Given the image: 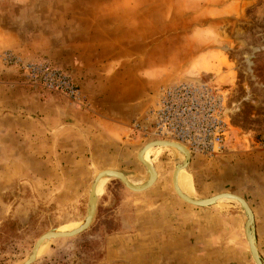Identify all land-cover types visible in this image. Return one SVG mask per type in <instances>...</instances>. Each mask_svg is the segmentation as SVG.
<instances>
[{
	"label": "rangeland",
	"instance_id": "rangeland-1",
	"mask_svg": "<svg viewBox=\"0 0 264 264\" xmlns=\"http://www.w3.org/2000/svg\"><path fill=\"white\" fill-rule=\"evenodd\" d=\"M51 72L75 94L48 87L44 75ZM179 83L206 84L224 96V153L242 149L263 159L254 142L264 134V0H0V264H24L44 233L80 227L91 184L104 170L142 187L155 168L151 192L184 202L179 174L185 168V184L193 178L180 169L186 156L166 143L185 145L149 141L134 126L145 128L160 89ZM142 158L152 163L149 173ZM240 187L218 193L250 200L253 187ZM143 192L111 176L89 228L44 242L32 264L127 262L148 235ZM252 205L264 264V211ZM210 210L228 223H247L238 203ZM243 236L249 252L244 226Z\"/></svg>",
	"mask_w": 264,
	"mask_h": 264
},
{
	"label": "crops",
	"instance_id": "crops-1",
	"mask_svg": "<svg viewBox=\"0 0 264 264\" xmlns=\"http://www.w3.org/2000/svg\"><path fill=\"white\" fill-rule=\"evenodd\" d=\"M224 154L216 157L190 155L187 167L194 184L188 181L186 184L193 195L200 199L223 190H232L234 186L241 185L243 189L252 186L248 193L251 201L243 199L249 205L256 223L252 204L257 206L258 212L264 211V158L254 153L246 154L242 149L238 152L228 149ZM154 173L157 176L155 168ZM153 187L137 193L148 197L144 211H147L150 223L145 226L148 233L146 240H138L137 253L133 254V258L127 257V262L130 259L133 261L129 264H249L251 255L244 246V220L238 226L219 217L221 221L215 216L216 213L211 212L212 206L193 208L184 202L181 204L171 198L165 199L159 193L151 192ZM255 198L257 202L253 200ZM239 228L241 232H238Z\"/></svg>",
	"mask_w": 264,
	"mask_h": 264
},
{
	"label": "built area",
	"instance_id": "built-area-1",
	"mask_svg": "<svg viewBox=\"0 0 264 264\" xmlns=\"http://www.w3.org/2000/svg\"><path fill=\"white\" fill-rule=\"evenodd\" d=\"M45 71H48L45 69ZM48 87L63 88L73 96L75 90L57 72L44 75ZM224 96L206 84L179 83L158 92L154 104L144 119L143 129L149 141L172 140L184 144L190 155H217L227 151L229 116L224 108ZM264 153V134L254 142Z\"/></svg>",
	"mask_w": 264,
	"mask_h": 264
},
{
	"label": "bare ground",
	"instance_id": "bare-ground-1",
	"mask_svg": "<svg viewBox=\"0 0 264 264\" xmlns=\"http://www.w3.org/2000/svg\"><path fill=\"white\" fill-rule=\"evenodd\" d=\"M164 141H169V140H164ZM154 144H155V146L156 147H161V148H166V147H171L172 149H176V150H179L180 152H182L186 157L184 158L183 157V161H182V165H181V167H180V169H182V167H184V166H188V164H187V162H188V159H189V157H190V153H188V149L186 150L183 146H181L180 144H178V143H174V142H170V143H166V144H164V143H161V142H153ZM154 144H150V145H148L147 147H145L144 148V150H143V156H144V158H145V160H147V161H149L148 160V152L152 149V147H153V145ZM139 153H138V159H139ZM140 160V159H139ZM144 159L142 158V161H143ZM143 161V163H144V165L147 167V169H148V173H149V169L152 171V163H147L146 161ZM141 162V161H140ZM177 170V167L175 168V171ZM104 171H106V170H104ZM175 171H174V178H173V181H174V179H175ZM103 172V171H102ZM118 173H122V172H120V171H118ZM123 174V173H122ZM177 174H178V172H177ZM124 175V174H123ZM152 177H153V172H152ZM185 168H183L182 170H181V172H180V174H179V177H178V181H177V186H176V189H177V196L180 198V199H182V200H184V199H190V200H192L191 198H192V196H193V192H192V190L185 184V181H184V177H185ZM111 176L113 177H116V178H119V176L116 174V171L114 172V171H109V174L108 175H106V176H102V177H100L97 181H96V184L94 185V190H93V193H94V205H93V207H94V211H93V216H92V219H93V217H94V213H95V207H96V204H97V200H96V197L99 195V192H100V190H101V187H102V185L104 184V182L105 181H107L108 179H110L111 178ZM97 177V176H96ZM154 178H155V176L153 177V179L151 180V182L149 183V184H147V185H145V186H142V187H139V185H136V184H134V183H132V181H131V179L130 178H127V177H125V175H124V180L122 181L120 178H119V181L126 187V188H128L130 191H132V192H143V191H145V190H147L148 188H150V186H152V184H153V181H155L154 180ZM148 181V180H147ZM93 183V182H92ZM91 186H92V184H91ZM139 187V188H138ZM90 192H92V188L90 187ZM90 192H89V194H88V198H89V195H90ZM228 193V192H227ZM217 195V194H216ZM235 195V194H234ZM215 196V195H214ZM209 198V197H208ZM223 201H227V203L228 202H234V203H238V204H240V206L242 207V205H241V203H240V200L238 199V198H236V197H232V196H227V195H222V196H219L217 199H216V201L213 203V204H211L210 206H213V205H216V204H219V203H221V202H223ZM184 202L185 203H187L188 205H191V206H194V207H197V206H195L194 204H190L189 202H186V200H184ZM204 207H207V206H204ZM90 209V203H88V209H87V211ZM244 211V210H243ZM246 217H247V223L245 224V227H246V225L248 224V216L246 215ZM85 219H86V216H85ZM85 219H84V222H85ZM92 221V220H91ZM84 222H83V224L80 226V227H78V228H75V227H77V226H72V227H66V228H72V229H63L62 227H59V228H57V229H55V230H50V233L51 234H53V235H57V234H60V235H67V234H70V233H73V232H75V231H77V230H79L80 228H82L83 227V225H84ZM91 223V222H90ZM74 227V228H73ZM245 227H244V232H245ZM245 234V233H244ZM246 237V236H245ZM63 239H66V238H63ZM49 240H56V239H54V238H50V239H46V240H44L43 242H41L40 244H39V246H38V248L36 249V252H35V259L38 257V253H39V250H40V247L42 246V244L44 243V242H46V241H49ZM246 241H247V239H246ZM247 243H248V241H247ZM44 245V244H43ZM255 247H256V249H257V246H256V244H255ZM248 248H249V243H248ZM249 252H250V248H249ZM28 260V259H27ZM27 260H26V262H27ZM253 260V259H252ZM25 262V263H26ZM254 262V261H253ZM24 263V262H23ZM24 263V264H25ZM255 264V263H254Z\"/></svg>",
	"mask_w": 264,
	"mask_h": 264
},
{
	"label": "water",
	"instance_id": "water-1",
	"mask_svg": "<svg viewBox=\"0 0 264 264\" xmlns=\"http://www.w3.org/2000/svg\"><path fill=\"white\" fill-rule=\"evenodd\" d=\"M189 159H190V157H189ZM189 159H188V162H189ZM188 162H187V164H188ZM108 174H109V171L100 172L98 174V176L94 179L93 183H92V186H91L92 192H90V195H89V198H88V203H90V209L86 213V219H85L83 227L80 228L79 230H77V231H75L73 233L67 234V235H60V234L53 235L50 232L44 233L43 235H41L39 237V239L34 244V246L32 248V251H31V253H30L29 257H28V260H27V262L25 264H32L35 261L36 249L38 248L39 244L41 242H43L44 240L50 239V238H54V239L72 238L74 236H77V235L81 234L82 232L86 231L89 228V226L91 224L90 222H91L92 216H93L92 214H93V211H94V207H93V205H94V194H93L94 185L96 184V181L100 177L106 176ZM116 174L119 176V178L122 181L124 180V175L122 173L116 172ZM222 195L236 197V198H238L240 200V203L242 205V209L244 210L245 214L248 216V224L245 227V236H246V239H247V241L249 243L251 258L253 259L255 264H263L262 259H261L260 255L258 253V250L255 247L253 213H252L249 205L247 204V202L242 197H240V196H238L236 194L234 195L233 193L222 192V193H218L215 196H211L209 198H204V199H200V200H190V199H184V200H186V202H189L190 204H194L197 207H204V206L208 207L211 204H213L219 196H222Z\"/></svg>",
	"mask_w": 264,
	"mask_h": 264
}]
</instances>
